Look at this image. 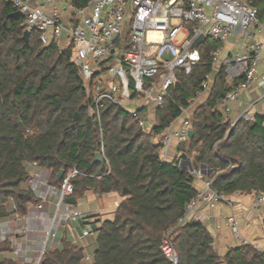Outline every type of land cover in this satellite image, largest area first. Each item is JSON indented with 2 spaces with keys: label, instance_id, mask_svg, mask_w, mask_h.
<instances>
[{
  "label": "trees",
  "instance_id": "16d2710c",
  "mask_svg": "<svg viewBox=\"0 0 264 264\" xmlns=\"http://www.w3.org/2000/svg\"><path fill=\"white\" fill-rule=\"evenodd\" d=\"M248 3L264 22V0ZM24 32L23 17L0 0V221L27 216L31 206L41 203L29 187V164L50 171L53 186L61 184V170L76 168L80 175L72 185L77 202L87 191L127 198L114 219L95 230L90 263L85 262L86 250L65 232L60 248L46 252L42 264H172L162 250L168 237L177 264H264V252L252 245L230 249L222 257L202 223H180L197 195L195 177L179 166L183 156L195 171L202 165L214 170L208 181L219 194L264 195V115L250 122L239 119L232 126L219 109L244 78L228 86L226 68L221 67L210 84L208 104L191 116L194 138L179 145L181 156L174 163L164 162L161 155L160 134L190 107L214 71L216 42L206 39L198 46L200 64L191 75L177 73L176 84L156 112L155 126L145 130L130 112L111 103L96 124L88 115L91 97L74 66L73 48L44 46L36 32L25 41ZM102 149L103 161L95 162ZM11 248L9 241H0V264H20L4 256Z\"/></svg>",
  "mask_w": 264,
  "mask_h": 264
},
{
  "label": "built area",
  "instance_id": "2783aa9c",
  "mask_svg": "<svg viewBox=\"0 0 264 264\" xmlns=\"http://www.w3.org/2000/svg\"><path fill=\"white\" fill-rule=\"evenodd\" d=\"M5 1L23 17L25 31L38 33L42 45L55 44L61 50L73 48L74 66L91 97L88 115L96 124L101 123L105 105L111 103L125 110L132 108L127 111L145 128L147 122L141 113L145 101L154 97L155 109L161 108L176 84L177 73L191 75L200 64L201 53L194 47L199 37L218 44L212 52V67L218 71L226 68L227 83L233 85L235 79L244 78L222 101L227 120L231 104L251 88L257 66L264 62V22L248 0H87L85 6L77 5L84 0ZM231 42L236 50L233 55L224 56V49ZM64 44L68 45L66 49ZM210 84V79L204 83L191 105L204 97ZM203 104H208L207 99ZM253 107L231 121V125L239 119L253 121ZM181 112L182 125L177 129L171 125L160 134L164 150L174 142L181 145L190 140L191 119L185 117L187 109ZM101 154L104 157V149ZM28 167L34 169L29 187L41 203L30 207L24 219L13 215L0 221V241L12 244L11 252L6 254L13 259L22 258L25 264H42L49 245L61 244L62 233L67 232L74 243L86 250L85 262H91L92 257L83 243L96 235L90 217L67 203L74 195L72 180L80 172L76 168L70 170L59 186H53L49 184L50 171L33 164ZM186 171L202 187L186 205L180 223L188 222L189 216L201 205L226 203L232 211L229 224L235 237L242 245H250L241 235L234 205L225 195L216 192L211 182L204 180L203 170L190 171L187 167ZM263 203L264 195L258 196L252 207L259 210ZM47 205H53L54 210L48 211ZM21 223H25V231ZM78 223H83L85 229L75 237L73 232ZM253 247L257 249L256 245ZM162 250L172 264H177L169 237L164 240Z\"/></svg>",
  "mask_w": 264,
  "mask_h": 264
},
{
  "label": "crops",
  "instance_id": "0c3cea01",
  "mask_svg": "<svg viewBox=\"0 0 264 264\" xmlns=\"http://www.w3.org/2000/svg\"><path fill=\"white\" fill-rule=\"evenodd\" d=\"M235 46L233 42L229 43L224 49V56L233 55L235 52ZM212 82V81H211ZM264 62H260L257 66L255 74V82L251 88L245 91L241 97L231 104V112L229 115V120L225 118L223 114V104L220 102L219 109L227 121H236L242 113L251 105L254 107L251 109V115H264ZM229 83H227L228 85ZM230 85V84H229ZM228 85V86H229ZM210 90L204 95L203 98L197 99L196 103L190 105L187 109L185 117H190L193 115L195 110L203 105V102L207 99ZM129 112V111H128ZM156 112L154 97L147 99L141 109L142 116L147 122V125L151 127L155 126L156 123ZM183 123V117L178 118L173 124L172 128L177 129ZM146 130V128H145ZM179 145L174 142L167 150L162 149L161 155L164 162L172 164L176 159H178L181 154L178 150ZM188 159H182L180 165L184 164ZM190 160V159H189ZM191 162V160H190ZM202 165L199 170H203L205 177L204 180L208 182V179L214 174V170ZM29 172L31 173L34 169L29 167ZM194 187L196 190H200L202 185L195 178ZM258 197L255 194H236L231 197H226L227 201H230L234 205V213L236 215L237 222L239 224V229L242 237L250 243V245H256L257 249L264 252V203L261 205L259 210H255L252 207L254 198ZM89 203L98 204L95 206L93 212H82L86 217H90L91 225L95 231L99 229L101 224L107 220H113L115 213L122 202L127 198L119 196L117 193H111L107 195H97L93 191H87L85 197ZM79 202V200H78ZM77 202V207H78ZM48 211H53V205H47ZM232 215L231 208L226 203H220L214 206L201 205L197 207L193 213L189 216L188 222H199L202 223L206 229L210 232L214 243V250L222 257L226 256L230 249L238 248L242 246L241 242L235 237L232 229L230 228L229 218ZM85 229L84 224L78 223L77 230L73 232L75 237L82 235ZM226 231L230 232V238L227 237ZM97 236L91 237L85 240L84 247L87 252L93 257L95 253ZM57 242V241H56ZM58 243H56L57 245ZM61 246V244H58ZM60 246L57 248L59 249ZM56 249V250H57Z\"/></svg>",
  "mask_w": 264,
  "mask_h": 264
},
{
  "label": "water",
  "instance_id": "95a60500",
  "mask_svg": "<svg viewBox=\"0 0 264 264\" xmlns=\"http://www.w3.org/2000/svg\"><path fill=\"white\" fill-rule=\"evenodd\" d=\"M29 37H30V32H29L28 30H26V31L24 32V40H25V41H28V40H29ZM204 40H206L205 37H199V38L195 41V43H194V47H198V46H199ZM218 75H219V71H218V70H214V71L212 72V74H211L210 80H211L212 82L215 81V79H216V77H217ZM79 117H80V113L77 112V113L75 114V120H78ZM189 137H190V139H193V138H194V131H193L192 129L189 131ZM103 159H104V157H103V155H102L101 153H97V154H96V156H95V162H102ZM183 159H186L185 156H183ZM187 167L190 169V171H193V168H192V165H191V162H190L189 159H188L187 161H185L184 164L181 165V168L184 169V170H186ZM203 168H206V167L203 166ZM65 174H66L65 170H61V171L59 172V174L57 175V182H60V181L63 179V177L65 176ZM67 203L77 206V201H76V199L73 198V197L69 198V199L67 200Z\"/></svg>",
  "mask_w": 264,
  "mask_h": 264
},
{
  "label": "rangeland",
  "instance_id": "374dc122",
  "mask_svg": "<svg viewBox=\"0 0 264 264\" xmlns=\"http://www.w3.org/2000/svg\"><path fill=\"white\" fill-rule=\"evenodd\" d=\"M68 47V45L67 44H64V48L66 49ZM67 50V49H66ZM132 108H127V110H131ZM146 130H150L152 127H151V125H147L146 127ZM96 205H98V204H94V203H89V201L87 200V199H81V200H79V202H78V208L82 211V212H93V210H95V206ZM34 206H36V205H34ZM32 207V206H31ZM12 209L10 208V211H11ZM26 216H24L22 219H24ZM13 218H11L10 220H12ZM9 220V221H10ZM2 222V221H1ZM25 223H21V227L23 228V230L25 231V225H24ZM17 227H20V225H18ZM230 228H231V226H230ZM65 234V233H64ZM226 235H227V237H231L230 236V232L229 231H226ZM63 233H62V238H63ZM61 238V239H62ZM60 245H56V243H53V244H51V245H49V247L47 248V250L48 251H54V250H56L58 247H59ZM5 257H9L7 254H5L4 255ZM9 258H11V257H9ZM13 259V258H12ZM13 260H15L16 262H18V263H20V264H23L24 262H23V259L22 258H17V257H15ZM90 263V262H89ZM25 264V263H24Z\"/></svg>",
  "mask_w": 264,
  "mask_h": 264
},
{
  "label": "bare ground",
  "instance_id": "6f19581e",
  "mask_svg": "<svg viewBox=\"0 0 264 264\" xmlns=\"http://www.w3.org/2000/svg\"><path fill=\"white\" fill-rule=\"evenodd\" d=\"M155 35H152V37H154Z\"/></svg>",
  "mask_w": 264,
  "mask_h": 264
}]
</instances>
